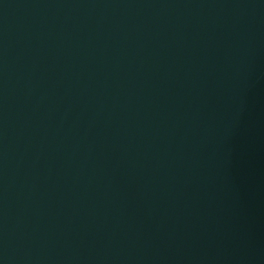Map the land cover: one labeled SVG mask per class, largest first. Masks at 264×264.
<instances>
[{"label":"water","instance_id":"95a60500","mask_svg":"<svg viewBox=\"0 0 264 264\" xmlns=\"http://www.w3.org/2000/svg\"><path fill=\"white\" fill-rule=\"evenodd\" d=\"M0 264H264V0H0Z\"/></svg>","mask_w":264,"mask_h":264}]
</instances>
